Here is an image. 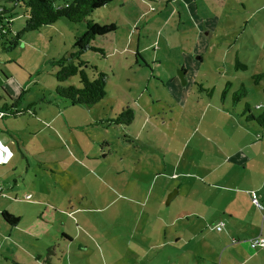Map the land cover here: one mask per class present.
<instances>
[{
    "label": "rangeland",
    "instance_id": "374dc122",
    "mask_svg": "<svg viewBox=\"0 0 264 264\" xmlns=\"http://www.w3.org/2000/svg\"><path fill=\"white\" fill-rule=\"evenodd\" d=\"M147 1L113 0L89 16L116 26L93 40L103 55H81L106 74L105 95L90 107L56 93L53 63L73 50L86 21L60 18L24 32L10 50L0 38V142L10 151L0 164V264H44L48 251L52 264H200L193 251L202 243L205 257L216 241L210 210L198 219L181 209L196 197L209 205L216 194L215 177L189 175L192 160L215 151L203 136L232 135L228 121L244 119V103L264 110V76L253 79L264 73V0H216L211 10L198 0L195 15L173 4L180 23L177 13L164 22L165 3ZM24 20L15 8L9 37ZM235 58L246 68H235ZM241 85L246 96L233 103ZM4 102L22 113L3 111ZM127 106L130 124L111 121ZM2 211L17 220L5 222ZM198 229L200 243L186 242Z\"/></svg>",
    "mask_w": 264,
    "mask_h": 264
},
{
    "label": "crops",
    "instance_id": "0c3cea01",
    "mask_svg": "<svg viewBox=\"0 0 264 264\" xmlns=\"http://www.w3.org/2000/svg\"><path fill=\"white\" fill-rule=\"evenodd\" d=\"M147 2H150L149 5L154 8L156 6L153 2L165 3L163 6L169 8V12L164 22L177 13L180 23V11L173 4L180 5L183 13L191 15H195L202 7L197 3L198 0ZM213 3L216 4V0H210L209 4L205 1V7L211 10ZM209 10L207 11L210 12ZM195 25L197 28L200 27L197 21ZM228 122L232 135L222 138L214 136V140L209 136H203L213 144L215 151L207 154L206 159L200 158L197 163L192 160L194 171L189 172V175L199 173L196 175L199 179L212 176L216 178L217 181L210 185L216 193L212 203L206 205L202 198L196 197L189 202L187 209L185 206L181 209L185 214L197 216L198 219L208 216L210 210L211 214L215 215V225L222 222V228L218 231L219 234H216V241L208 243V251H213L202 253L207 258L200 255L202 245L200 241L204 238L203 232L199 233L201 229L195 230L193 236L186 242L199 238L200 246L193 251V254H198L196 259L200 260V264H205L206 260L216 261L217 264H264V248L252 249L248 243L250 238L257 235L264 237V211L257 208L250 199V195L254 194L261 199L259 201L264 206V157H259L260 149L262 147L264 149V133L263 130L249 125L243 119L232 117ZM190 188L193 189V186L190 185ZM194 189L197 190L196 187ZM21 234L31 236L30 233L22 230ZM163 238L167 239V244H171L170 238L164 233ZM180 238L181 235H172L173 244L178 243ZM212 255L213 257L210 258ZM186 264L191 263L187 260Z\"/></svg>",
    "mask_w": 264,
    "mask_h": 264
},
{
    "label": "trees",
    "instance_id": "16d2710c",
    "mask_svg": "<svg viewBox=\"0 0 264 264\" xmlns=\"http://www.w3.org/2000/svg\"><path fill=\"white\" fill-rule=\"evenodd\" d=\"M113 0H0V38L4 39L2 48L10 50L15 48L17 41L21 35L27 31L37 30L42 26L53 24L60 18H65L70 22L86 21V28L80 35L74 37L72 44L73 50L66 56H60L55 59L53 63L57 66L55 77L57 86L56 93L63 99L69 100L70 104H82L85 106H92L99 102L105 95V73L99 70L95 65L89 63L81 58V55L87 50L104 54V50L93 45V40L104 36L116 29L114 24H98L93 22L89 16L94 10L108 5ZM21 7L23 9L25 20L23 28L15 32L12 37L8 35L11 33L9 23L13 18L15 8ZM235 68L245 69L246 66L240 62L238 58L234 61ZM182 70L185 71L183 67ZM88 71L92 73L89 76ZM264 76V73H256L253 75L255 84ZM76 77L77 84L67 83L69 78ZM64 82V84H61ZM228 84V83H226ZM227 88L222 91L221 99L224 98ZM264 93V87L262 88ZM246 96V91L243 85L231 94L233 103L239 102ZM15 104L8 105L3 103V111L9 110L11 114L18 115L22 111L17 110ZM3 111L1 114L3 115ZM1 115V116H2ZM134 117V111L130 107H125L114 118L115 123L130 124ZM241 117L243 121L249 125L256 126L264 133V110L258 114H254L248 103H244L242 107ZM252 194V193H251ZM253 195V194H252ZM250 195V199L251 196ZM257 200L258 197L255 195ZM264 211V206L259 201ZM1 217L7 223H13L17 219L11 217L5 211L1 212ZM215 228V227H214ZM221 230V229H220ZM219 231V230H217ZM49 248V247H48ZM51 249V248H50ZM51 252L48 251L46 257L43 259L44 264H51ZM14 264H18L14 262Z\"/></svg>",
    "mask_w": 264,
    "mask_h": 264
},
{
    "label": "built area",
    "instance_id": "2783aa9c",
    "mask_svg": "<svg viewBox=\"0 0 264 264\" xmlns=\"http://www.w3.org/2000/svg\"><path fill=\"white\" fill-rule=\"evenodd\" d=\"M152 1H159V0H152ZM9 156H10V151L6 146L2 145L0 142V164L6 163L7 160H9L8 159ZM251 201L257 208L262 209V206L260 205L259 201L257 200L254 194L251 196ZM222 225L223 223L219 222L214 227L216 230H220L222 228ZM248 243L252 249L264 248V237H262L261 235H257L255 237L250 238L248 240Z\"/></svg>",
    "mask_w": 264,
    "mask_h": 264
},
{
    "label": "water",
    "instance_id": "95a60500",
    "mask_svg": "<svg viewBox=\"0 0 264 264\" xmlns=\"http://www.w3.org/2000/svg\"><path fill=\"white\" fill-rule=\"evenodd\" d=\"M178 79H180L182 81V83H184V71L182 69L178 70V74H177ZM173 197V194L169 195L168 199H167V203L170 201V199Z\"/></svg>",
    "mask_w": 264,
    "mask_h": 264
},
{
    "label": "flooded vegetation",
    "instance_id": "af4514ba",
    "mask_svg": "<svg viewBox=\"0 0 264 264\" xmlns=\"http://www.w3.org/2000/svg\"><path fill=\"white\" fill-rule=\"evenodd\" d=\"M185 72V71H184Z\"/></svg>",
    "mask_w": 264,
    "mask_h": 264
}]
</instances>
